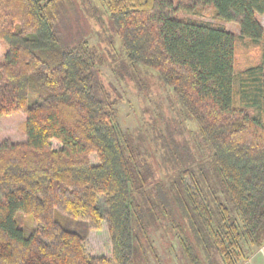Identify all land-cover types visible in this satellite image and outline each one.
Returning a JSON list of instances; mask_svg holds the SVG:
<instances>
[{
	"label": "trees",
	"instance_id": "trees-1",
	"mask_svg": "<svg viewBox=\"0 0 264 264\" xmlns=\"http://www.w3.org/2000/svg\"><path fill=\"white\" fill-rule=\"evenodd\" d=\"M198 7L215 20L179 14ZM67 9L73 0H0V116L25 114L24 140L0 142V264H130L144 240L152 246L139 201L150 200L149 182L91 46L60 45ZM105 9L129 63L155 71L197 124L224 195L209 201L184 168L177 185L157 183V211L184 236L179 210L207 230L219 264H240L264 244V0H107ZM239 38L260 58L234 72ZM17 212L34 223L28 235ZM103 230L107 248L93 252L87 240Z\"/></svg>",
	"mask_w": 264,
	"mask_h": 264
},
{
	"label": "rangeland",
	"instance_id": "rangeland-1",
	"mask_svg": "<svg viewBox=\"0 0 264 264\" xmlns=\"http://www.w3.org/2000/svg\"><path fill=\"white\" fill-rule=\"evenodd\" d=\"M73 1L75 9L72 12L67 9L58 24L60 45L69 46L85 40L91 46L96 55L98 78L109 90L111 98H117L113 106L115 120L134 148L144 179L149 182L146 194L150 200L145 201L141 197L139 201L143 209L144 228L152 246L144 240L143 254L137 252L130 264H219L214 249L210 248L208 252L207 230L203 226L192 220L186 221L179 210L172 211L180 215L177 220L182 221L185 234L177 236L178 228H172L171 215H161L157 211V183L160 184L159 189H166L173 182L177 185L184 168L193 170L209 201H223L220 184L212 173L210 147L195 121L184 112L170 89L160 82L156 72L142 65H132L126 59L120 40L108 23L107 0ZM173 1L176 3L177 0ZM196 10L194 14L182 11L179 14L215 20L211 9L198 7ZM259 20L264 25V14L259 16ZM224 25L235 34L239 33L236 23L225 22ZM4 52L5 46L0 42V60ZM259 58L258 44L248 39L236 40L234 72L256 63ZM24 120L23 112L0 116V142L5 139L13 142L24 140ZM213 201L210 204L214 209ZM15 217L18 227L28 235L34 227L31 217L22 212H17ZM180 236L184 238V243ZM107 243L104 230L87 240V246L93 252L107 248ZM263 246L240 264H246Z\"/></svg>",
	"mask_w": 264,
	"mask_h": 264
},
{
	"label": "crops",
	"instance_id": "crops-1",
	"mask_svg": "<svg viewBox=\"0 0 264 264\" xmlns=\"http://www.w3.org/2000/svg\"><path fill=\"white\" fill-rule=\"evenodd\" d=\"M246 264H264V246L253 254L246 262Z\"/></svg>",
	"mask_w": 264,
	"mask_h": 264
}]
</instances>
